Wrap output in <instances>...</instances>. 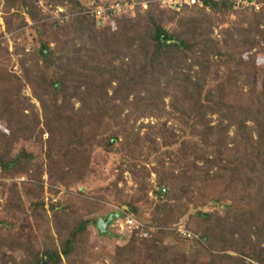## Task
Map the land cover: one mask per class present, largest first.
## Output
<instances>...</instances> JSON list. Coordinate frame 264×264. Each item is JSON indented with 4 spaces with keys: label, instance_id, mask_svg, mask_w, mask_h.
I'll return each instance as SVG.
<instances>
[{
    "label": "trees",
    "instance_id": "obj_1",
    "mask_svg": "<svg viewBox=\"0 0 264 264\" xmlns=\"http://www.w3.org/2000/svg\"><path fill=\"white\" fill-rule=\"evenodd\" d=\"M40 1L0 0V177H25L0 181V254L88 264L85 217L106 197L80 183L99 150L133 176L113 200L144 224L111 264H264V8L149 2L104 24L82 0ZM60 184L77 193L47 203Z\"/></svg>",
    "mask_w": 264,
    "mask_h": 264
},
{
    "label": "rangeland",
    "instance_id": "obj_2",
    "mask_svg": "<svg viewBox=\"0 0 264 264\" xmlns=\"http://www.w3.org/2000/svg\"><path fill=\"white\" fill-rule=\"evenodd\" d=\"M84 4L87 6L89 4H94V0H82ZM100 2H104V0H100ZM246 4L240 3L244 6H255L256 9L264 8L263 2H256L255 0H246ZM40 4L45 5L44 1H40ZM96 4V5H101ZM239 5V4H238ZM44 9L51 13L53 16H59V12L63 10L62 7H58L56 9H50L49 7L44 6ZM208 10V8H207ZM1 16V12H0ZM104 24H113L110 16H105L103 19ZM2 19L0 18V30L2 27ZM17 40L25 45L31 44L35 42V30L29 23L26 27L18 32ZM8 36V34L6 35ZM11 49V48H10ZM263 55L259 54L258 60L259 62L263 61ZM14 69L19 73L18 65L15 62ZM29 89L25 91L26 95H29ZM32 102H35L32 99ZM37 104V103H36ZM145 123L148 121L155 122L156 119L148 118L142 119ZM117 157L113 154H108L96 150L93 158V165L91 167L90 173L86 176V178L81 181L82 187L86 189V194L90 196H105L106 199L103 200V207L99 211L95 213L87 215L85 218L88 222V228L90 229V237L87 245L85 262L88 264H111L113 261V248L116 244L124 243L130 236L132 227H129L126 223V220L130 213L126 212L127 207L122 205H118L114 200L115 189L113 187V182L117 180V188L120 193L129 194L132 192L133 188L136 186L134 183V178L128 171H124L122 173V177L118 180L117 175L120 171L118 169V165L116 162ZM45 177V176H44ZM151 180H153L154 176H150ZM25 177H13V178H2L0 177V181L4 182L16 181L20 182ZM45 187H48L46 182L44 183ZM79 184H69L68 186L60 184L58 186L59 192L57 195H53L49 190L45 192V201L49 202H57L67 196L70 193H77ZM152 197V194H149ZM3 196L0 195V217L5 216V210L2 208L3 204ZM214 206V205H212ZM211 205L204 207L205 210L211 209ZM111 212H121L119 217H115L112 223L108 226V231L110 234H101L96 228V222L99 217H107V215ZM136 220V219H135ZM191 220H195L191 218ZM136 226L144 227V224L140 222L138 219L136 220ZM178 231L185 236L191 238L194 234L192 231L186 229L185 227L179 226ZM1 232H5V229H2ZM167 241H172V239H167ZM9 254V253H8ZM18 255L16 254H5L2 256L0 254V264H12L13 260L16 259ZM252 264H258L256 262H252Z\"/></svg>",
    "mask_w": 264,
    "mask_h": 264
},
{
    "label": "built area",
    "instance_id": "obj_3",
    "mask_svg": "<svg viewBox=\"0 0 264 264\" xmlns=\"http://www.w3.org/2000/svg\"><path fill=\"white\" fill-rule=\"evenodd\" d=\"M238 3H243L246 4V0H236ZM149 2H158L159 4L169 7V8H176L178 9L182 4H198L202 5L203 0H130L126 2H114L110 3L107 6H102V5H93L89 4V12L95 15L97 19H102L105 16H109L110 14H130L132 15L134 13V8L136 6H141L143 9L147 8V5ZM135 220L131 217L128 216L126 223L128 226L133 225Z\"/></svg>",
    "mask_w": 264,
    "mask_h": 264
},
{
    "label": "water",
    "instance_id": "obj_4",
    "mask_svg": "<svg viewBox=\"0 0 264 264\" xmlns=\"http://www.w3.org/2000/svg\"><path fill=\"white\" fill-rule=\"evenodd\" d=\"M121 212H111L107 217H99L96 222V228L101 234H110L108 226L112 223L115 217H119Z\"/></svg>",
    "mask_w": 264,
    "mask_h": 264
}]
</instances>
